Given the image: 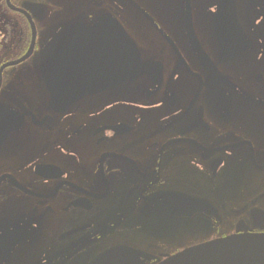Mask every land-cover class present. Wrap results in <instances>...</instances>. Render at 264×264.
Listing matches in <instances>:
<instances>
[{
	"label": "flooded vegetation",
	"instance_id": "af4514ba",
	"mask_svg": "<svg viewBox=\"0 0 264 264\" xmlns=\"http://www.w3.org/2000/svg\"><path fill=\"white\" fill-rule=\"evenodd\" d=\"M43 1L0 7V264H158L264 232V0ZM108 16L145 73L54 112L42 48Z\"/></svg>",
	"mask_w": 264,
	"mask_h": 264
},
{
	"label": "water",
	"instance_id": "95a60500",
	"mask_svg": "<svg viewBox=\"0 0 264 264\" xmlns=\"http://www.w3.org/2000/svg\"><path fill=\"white\" fill-rule=\"evenodd\" d=\"M6 2L16 9L11 0ZM31 50L9 65L24 62ZM39 65L49 106L57 113L66 112L85 95L134 81L146 69L135 42L111 16L91 26L75 23L62 27L42 48ZM159 264H264V233H238L209 241Z\"/></svg>",
	"mask_w": 264,
	"mask_h": 264
},
{
	"label": "rangeland",
	"instance_id": "374dc122",
	"mask_svg": "<svg viewBox=\"0 0 264 264\" xmlns=\"http://www.w3.org/2000/svg\"><path fill=\"white\" fill-rule=\"evenodd\" d=\"M21 1H24V0H20V2ZM32 2V3H38V4H42L43 6H44V4H45V2L42 0H25V2ZM48 1V0H47ZM61 2H63L64 3V6H65V9H66V12H67V15H69L71 12H72V10L75 8V7H78L79 5H81V3L80 2H83L82 0H60ZM69 5H70V7H69ZM71 7L73 8V9H71ZM5 12V11H4ZM3 13V10H1V8H0V15ZM12 28V27H11ZM48 34L49 33H47V32H43V35H42V39L44 40V38H46L47 36H48ZM30 64V63H29ZM29 64H27L25 67H23L22 69H20V73H19V77H28V74H27V67H28V65ZM22 82V81H21ZM23 88L25 89V90H29V88H28V83H26L25 82V84L23 85ZM117 258H118V256H117ZM109 257L107 258V259H105L104 261H103V264H111L112 262V260H115V259H113V258H111V259H109Z\"/></svg>",
	"mask_w": 264,
	"mask_h": 264
},
{
	"label": "trees",
	"instance_id": "16d2710c",
	"mask_svg": "<svg viewBox=\"0 0 264 264\" xmlns=\"http://www.w3.org/2000/svg\"><path fill=\"white\" fill-rule=\"evenodd\" d=\"M3 2H5V0H0V6H1V4H2Z\"/></svg>",
	"mask_w": 264,
	"mask_h": 264
}]
</instances>
